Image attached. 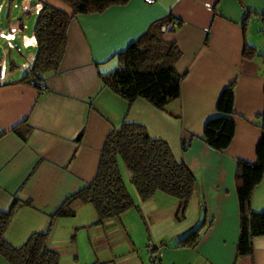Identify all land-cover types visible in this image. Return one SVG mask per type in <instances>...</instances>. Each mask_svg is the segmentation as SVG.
Masks as SVG:
<instances>
[{
  "label": "crops",
  "instance_id": "1",
  "mask_svg": "<svg viewBox=\"0 0 264 264\" xmlns=\"http://www.w3.org/2000/svg\"><path fill=\"white\" fill-rule=\"evenodd\" d=\"M3 3L0 9L7 4L21 17L36 16L43 4L70 14V8L57 0H19L18 6L13 0ZM21 17L7 21L5 30L0 27V32L10 34L12 47L0 39V64H4L0 70V213H6L14 201L19 203L3 239L19 248L31 234L43 233L50 225L48 248L58 256L70 254V246H61L56 236L69 230L67 218L79 212L77 229L89 232L98 255L92 264H151L146 249V256L141 253L147 241L158 250L159 264H264V236L251 240L250 256L236 259L235 255L236 163L254 164L262 136L255 123L264 108V0H153L152 4L127 0L77 14L67 26L59 67L45 75L42 89L23 79L34 60L35 40L33 26L29 34L23 33ZM171 19L178 24L173 31L161 33V39L179 52L171 64L181 77L178 98L158 110L141 99L128 103L104 87L101 78L119 68L120 55L128 46L154 23ZM25 38L32 43L26 46ZM10 51L20 59L22 51L26 54L20 66ZM230 83L229 118L234 132L228 147L219 152L210 149L201 134L205 122L215 115L219 94ZM122 122L139 125L150 139L164 142L173 159L193 176L195 190L183 218L172 197L155 193L140 201L118 159L132 208L101 224L89 205H78L72 217L52 219L63 201L93 179L107 134ZM250 209L264 211V173L251 192ZM197 227L193 248L177 245ZM0 264H7L1 256Z\"/></svg>",
  "mask_w": 264,
  "mask_h": 264
},
{
  "label": "trees",
  "instance_id": "2",
  "mask_svg": "<svg viewBox=\"0 0 264 264\" xmlns=\"http://www.w3.org/2000/svg\"><path fill=\"white\" fill-rule=\"evenodd\" d=\"M57 1L70 8L69 15L43 4L33 24L35 56L23 79L29 78L28 84L33 82L31 86L39 89L43 88L44 75L55 73L59 67L66 43V29L74 16L98 12L108 5L123 4L127 0ZM171 21L178 24L177 21ZM162 24L158 22L151 25L140 40L128 46L120 55L119 68L101 78L104 87L128 103L141 99L158 110L178 98L181 78L171 68L179 52L174 44L162 41L159 32ZM232 89L233 84L230 83L221 91L215 104V115L203 126L201 139L214 151L226 149L233 136L234 126L229 118ZM257 120L255 125L262 136L255 148V162L236 163L235 193L239 218L236 259L250 256L251 240L264 236V211L254 213L250 209L251 192L264 173V108ZM118 159L126 168L140 201L149 200L155 193L172 197L178 203V216L183 218L195 190L193 176L183 164L173 159L164 142L150 139L139 125L122 122L117 129L107 134L93 179L63 201L52 219L72 217L78 205H89L96 214L97 223L101 224L106 220L118 219L132 208L133 201L118 172ZM18 206L19 203L14 201L6 213H0L2 259L7 264H59L58 254L47 246L50 225L43 233L31 234L19 248L10 246L3 239L6 226ZM198 230L199 227L189 231L177 245L193 248L198 239ZM147 260L151 264L156 262L152 255L149 259L147 255ZM159 263L160 258L157 261Z\"/></svg>",
  "mask_w": 264,
  "mask_h": 264
},
{
  "label": "rangeland",
  "instance_id": "3",
  "mask_svg": "<svg viewBox=\"0 0 264 264\" xmlns=\"http://www.w3.org/2000/svg\"><path fill=\"white\" fill-rule=\"evenodd\" d=\"M13 3L17 6L19 5V0H13ZM0 4L3 5V0H0ZM40 9V8H39ZM22 15L17 10L13 9L12 7L9 8L7 4H5L2 9H0V27L5 30V25L7 24V21H12L16 18H20ZM23 25H25L24 32L25 34H29L31 32L35 15L31 16H23L21 17ZM12 31L15 32V28L12 27ZM1 36H5L7 39H10V34L5 35L4 33H1ZM263 38V36H262ZM25 45H30L32 43V39L25 38ZM19 42V41H18ZM10 57L14 59V61L20 66V63H22L26 59V54H24V51H22L23 58H19L15 52L10 51L9 53ZM17 59V60H16ZM8 70V69H7ZM119 162V161H118ZM87 209V208H85ZM80 217L79 212L75 213L74 218H67V221H69V230L63 229L60 234L57 233V242L62 245H69L71 248V253H62L59 255V264H92L95 262L98 255H96L95 247L91 245L89 242V237L86 229H77V221ZM137 242L140 243V241L137 239ZM147 242L145 243L146 247ZM64 251V250H62ZM142 251V252H141ZM141 253H143L144 256L145 248L144 244L141 248Z\"/></svg>",
  "mask_w": 264,
  "mask_h": 264
},
{
  "label": "built area",
  "instance_id": "4",
  "mask_svg": "<svg viewBox=\"0 0 264 264\" xmlns=\"http://www.w3.org/2000/svg\"><path fill=\"white\" fill-rule=\"evenodd\" d=\"M143 2L146 3V4H152V3H153V0H143ZM176 26H177V24H176L175 22L170 21V22L167 23V24H163V25H161V26L159 27V31H160L161 33H168V32L173 31L174 28H176ZM16 27H17V26H16ZM1 33H2V32H0V39H5V42L7 43V46H8L9 48H12V47L9 45L10 40H8V39H7L6 37H4V36H1ZM0 67L3 69V68H4V64H2V65L0 64ZM1 68H0V70H1ZM44 78H46L45 75H44ZM30 85H33V82H31ZM182 146L184 147L185 144H182ZM145 249H146V254L148 255V259H149V257L152 255V256L156 259V260H155L156 262H155L154 264H157V261H158V259L160 258V254H159L158 250L156 249V247H154V246L152 245L151 242L147 241V244H146Z\"/></svg>",
  "mask_w": 264,
  "mask_h": 264
},
{
  "label": "water",
  "instance_id": "5",
  "mask_svg": "<svg viewBox=\"0 0 264 264\" xmlns=\"http://www.w3.org/2000/svg\"><path fill=\"white\" fill-rule=\"evenodd\" d=\"M1 68V67H0ZM262 75L264 76V70L262 71Z\"/></svg>",
  "mask_w": 264,
  "mask_h": 264
}]
</instances>
